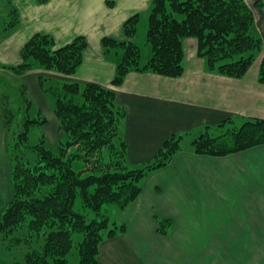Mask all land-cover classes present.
Returning <instances> with one entry per match:
<instances>
[{
	"label": "crops",
	"instance_id": "crops-1",
	"mask_svg": "<svg viewBox=\"0 0 264 264\" xmlns=\"http://www.w3.org/2000/svg\"><path fill=\"white\" fill-rule=\"evenodd\" d=\"M246 1L263 48L244 77L208 71L198 54V40L186 37L181 76L131 71L122 84L114 85L123 49L106 51L103 39L128 40L124 24L138 15L139 29L132 40L140 45L152 0H0V64H19L22 47L38 32L52 35L58 46L80 35L88 40L74 74L35 69L21 77L47 118L43 131L49 145L56 146L64 133L55 112L56 97L46 88L66 82L79 83L81 90L92 82L116 91L117 103L126 110L120 132L133 166L152 160L174 134L188 140L166 166L146 176L135 200L113 208V220L127 229L101 242L102 264H264V249H230L226 238L264 237V144L226 155L199 154L192 146L206 127L220 133L218 125L228 119L232 122L225 127L264 118V83L259 80L264 0ZM12 5L18 9L19 24L7 30ZM145 45L142 63L152 55V46ZM12 169L8 132L0 123V215L14 197ZM160 219L171 221L168 233L160 231Z\"/></svg>",
	"mask_w": 264,
	"mask_h": 264
},
{
	"label": "trees",
	"instance_id": "trees-1",
	"mask_svg": "<svg viewBox=\"0 0 264 264\" xmlns=\"http://www.w3.org/2000/svg\"><path fill=\"white\" fill-rule=\"evenodd\" d=\"M9 15L7 30L19 24L15 6ZM138 28L139 16L134 15L124 24L128 40L103 39L106 51L123 49L114 85L122 84L131 71L181 76L186 37L198 40V54L208 71L234 78L245 76L263 48L246 0H152L147 31L152 55L146 63L140 45L132 40ZM87 47L83 35L58 46L52 35L38 32L22 47L19 64H0V123L8 132L14 186V197L0 215V234L15 235L12 244L37 247L26 253L23 262L4 264H102L101 242L127 229L104 207L125 208L141 193L146 176L166 166L181 149L183 135L174 134L152 160L131 165L120 132L126 110L117 103L114 89L92 82L83 90L77 82L46 88L56 97L55 112L64 136L56 146L49 145L44 132L37 142H30L31 128H43L47 118L21 77L35 69L74 74ZM259 80L264 83V58ZM79 93L83 102L76 99ZM230 122L220 123L223 129L216 135L206 127L193 140V150L226 155L264 144V118L225 127ZM159 224L160 231L168 233L171 221L160 219Z\"/></svg>",
	"mask_w": 264,
	"mask_h": 264
},
{
	"label": "rangeland",
	"instance_id": "rangeland-1",
	"mask_svg": "<svg viewBox=\"0 0 264 264\" xmlns=\"http://www.w3.org/2000/svg\"><path fill=\"white\" fill-rule=\"evenodd\" d=\"M2 16V15H0ZM139 29V28H138ZM148 30V28H147ZM140 33L142 35V24ZM140 35V37H141ZM144 41L140 40V47L144 55H146V45L148 43L149 47L151 44L147 39V31L143 33ZM5 76L9 73L5 71ZM1 77V76H0ZM81 98H78L77 101L83 102V97L80 95ZM231 127V126H229ZM226 129V128H225ZM43 128L41 126H34L30 130V142L34 143L40 139V136L43 133ZM215 134L219 133V131L212 132ZM188 139V138H187ZM188 140L183 139L181 141L182 146L188 145ZM9 205V203H8ZM115 204H107L104 207V212L109 214L110 218L113 220V208ZM15 235L6 236L4 234H0V264L4 263H12V262H23L25 260L26 253L33 249L37 248L29 244L28 242L20 243L15 245L12 244ZM227 238V248L230 249H264V237H226ZM33 247V248H32ZM72 262H75V258L72 259Z\"/></svg>",
	"mask_w": 264,
	"mask_h": 264
}]
</instances>
